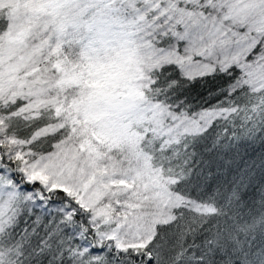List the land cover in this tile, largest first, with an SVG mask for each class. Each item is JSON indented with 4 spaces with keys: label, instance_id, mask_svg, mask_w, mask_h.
Masks as SVG:
<instances>
[{
    "label": "snow or ice",
    "instance_id": "snow-or-ice-1",
    "mask_svg": "<svg viewBox=\"0 0 264 264\" xmlns=\"http://www.w3.org/2000/svg\"><path fill=\"white\" fill-rule=\"evenodd\" d=\"M264 0H0V264H264Z\"/></svg>",
    "mask_w": 264,
    "mask_h": 264
},
{
    "label": "trees",
    "instance_id": "trees-1",
    "mask_svg": "<svg viewBox=\"0 0 264 264\" xmlns=\"http://www.w3.org/2000/svg\"><path fill=\"white\" fill-rule=\"evenodd\" d=\"M254 147V151L252 149H249V154L251 156H257L259 155L261 152H264V145H261L259 143H257L256 145L253 146Z\"/></svg>",
    "mask_w": 264,
    "mask_h": 264
}]
</instances>
